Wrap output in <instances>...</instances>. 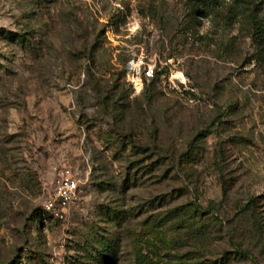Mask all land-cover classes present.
I'll list each match as a JSON object with an SVG mask.
<instances>
[{"label": "rangeland", "instance_id": "374dc122", "mask_svg": "<svg viewBox=\"0 0 264 264\" xmlns=\"http://www.w3.org/2000/svg\"><path fill=\"white\" fill-rule=\"evenodd\" d=\"M0 264H264V0H0Z\"/></svg>", "mask_w": 264, "mask_h": 264}, {"label": "built area", "instance_id": "2783aa9c", "mask_svg": "<svg viewBox=\"0 0 264 264\" xmlns=\"http://www.w3.org/2000/svg\"><path fill=\"white\" fill-rule=\"evenodd\" d=\"M163 62L156 54H148L141 50L132 53L125 63V80L134 95H139L156 78L163 69ZM82 181L70 168L58 170L55 186L43 204L44 211L55 220L66 221L70 216Z\"/></svg>", "mask_w": 264, "mask_h": 264}, {"label": "trees", "instance_id": "16d2710c", "mask_svg": "<svg viewBox=\"0 0 264 264\" xmlns=\"http://www.w3.org/2000/svg\"><path fill=\"white\" fill-rule=\"evenodd\" d=\"M225 1L227 0H189V2H191L192 7H194L197 10V12L202 16H207L211 14L214 8H218ZM12 40L13 41L15 40L16 42H20L21 44H25L26 42H29L28 39H20L17 38L16 36L13 37ZM158 77H159V73L157 74L156 78L151 82V84H149L147 87L153 85L157 81ZM209 209H211V207Z\"/></svg>", "mask_w": 264, "mask_h": 264}]
</instances>
